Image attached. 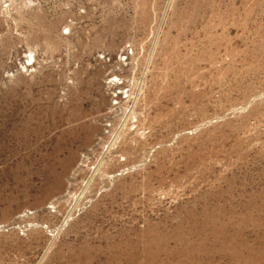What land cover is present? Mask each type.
<instances>
[{"label": "rangeland", "instance_id": "1", "mask_svg": "<svg viewBox=\"0 0 264 264\" xmlns=\"http://www.w3.org/2000/svg\"><path fill=\"white\" fill-rule=\"evenodd\" d=\"M0 264H264V0H0Z\"/></svg>", "mask_w": 264, "mask_h": 264}, {"label": "built area", "instance_id": "2", "mask_svg": "<svg viewBox=\"0 0 264 264\" xmlns=\"http://www.w3.org/2000/svg\"><path fill=\"white\" fill-rule=\"evenodd\" d=\"M131 54H132V50L129 47H126L124 49V56L131 55Z\"/></svg>", "mask_w": 264, "mask_h": 264}, {"label": "bare ground", "instance_id": "3", "mask_svg": "<svg viewBox=\"0 0 264 264\" xmlns=\"http://www.w3.org/2000/svg\"><path fill=\"white\" fill-rule=\"evenodd\" d=\"M87 140H88V142H90L89 138ZM62 174H63V172H62ZM59 178H60V175L57 174L56 179L59 180Z\"/></svg>", "mask_w": 264, "mask_h": 264}]
</instances>
